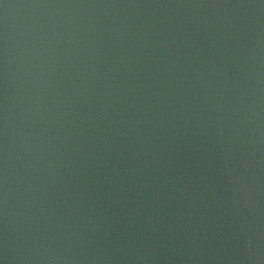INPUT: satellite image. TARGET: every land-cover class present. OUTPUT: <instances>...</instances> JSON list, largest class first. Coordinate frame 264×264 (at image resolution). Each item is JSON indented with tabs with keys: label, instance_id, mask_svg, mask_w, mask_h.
<instances>
[{
	"label": "water",
	"instance_id": "1",
	"mask_svg": "<svg viewBox=\"0 0 264 264\" xmlns=\"http://www.w3.org/2000/svg\"><path fill=\"white\" fill-rule=\"evenodd\" d=\"M0 264H264V0H0Z\"/></svg>",
	"mask_w": 264,
	"mask_h": 264
}]
</instances>
